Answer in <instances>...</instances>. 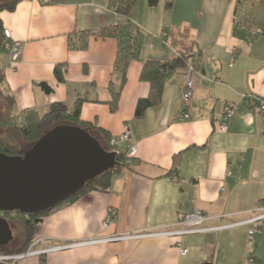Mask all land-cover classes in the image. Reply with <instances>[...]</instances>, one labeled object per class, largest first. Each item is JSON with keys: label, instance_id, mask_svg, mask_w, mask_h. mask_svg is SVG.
<instances>
[{"label": "crops", "instance_id": "1", "mask_svg": "<svg viewBox=\"0 0 264 264\" xmlns=\"http://www.w3.org/2000/svg\"><path fill=\"white\" fill-rule=\"evenodd\" d=\"M163 1L137 0L126 17L142 30L144 41L139 59L129 64L115 111L108 101L121 83L113 68L117 41L91 38L84 49L67 46L71 34L124 20L109 0H18L12 10H0V67L12 106L43 114L53 102L71 108L86 97L80 118L105 129L117 152L127 128L137 149L112 174L107 191L92 190L57 205L34 237L74 243L177 229L179 217L192 209L207 218L195 233L72 245L28 256L24 264H245L248 258L253 259L248 264H264V217L244 223L264 209V111L241 99L242 93L264 98V34L235 25L236 0H174L171 9ZM258 13L262 23L253 26L264 28V4ZM171 25L187 28L195 41L193 93L183 109L187 116L179 118L185 81L180 71L166 79L160 103L136 117L137 100L149 92L140 78L144 61L175 55L160 38ZM3 29L20 42L14 67ZM61 62L66 72L60 83L53 67ZM226 104H236L237 110L226 130L219 131L216 124ZM107 215L112 221L105 226Z\"/></svg>", "mask_w": 264, "mask_h": 264}, {"label": "trees", "instance_id": "2", "mask_svg": "<svg viewBox=\"0 0 264 264\" xmlns=\"http://www.w3.org/2000/svg\"><path fill=\"white\" fill-rule=\"evenodd\" d=\"M18 0H6L0 3V10L6 8L12 10ZM61 1V0H54ZM137 0H109V6L116 14L124 20L116 24L102 26L98 29L80 30L68 36L67 46L70 50L84 49L91 38H114L117 41V51L113 62L115 71L121 74V83L118 91H112L111 99L108 101L111 111H115L118 106V98L122 86L126 82L127 70L132 60H138L143 46L144 33L131 20L126 18ZM174 0H165V9L173 7ZM264 0H236L234 22L236 26L245 25L254 28L255 23H262V17L258 13L259 5H263ZM3 36V32L1 31ZM164 44H168L175 50V55L164 60L147 59L143 63L140 78L149 84V92L145 97L139 98L135 106V116L140 117L149 107L157 106L161 101L163 85L168 77L174 73L186 72L187 66L191 63V56L194 53L195 41L191 39L187 28L173 25L165 31L164 39L160 37ZM66 63H56L53 73L58 82H64ZM3 71L0 67V94L7 102L8 109L12 107L14 98L9 94L4 85ZM88 101L86 97L77 98L71 108L62 102L50 104L47 112L39 114L35 109L27 108L14 115L0 116V129H6L11 133L20 136L23 141L31 145L37 141L41 135L55 124L69 123L93 132L99 143L107 151H114L115 146L110 143L109 133L92 122L84 121L80 118L82 104ZM26 148H21L10 137L0 136V152L8 155H19ZM129 158L123 152L118 151L115 156L113 167L104 173L88 181L76 194L64 200L62 203L71 202L75 198L92 191H107L110 187L112 174L118 172ZM59 205V204H58ZM57 207V206H55ZM53 207V208H55ZM53 208L38 212L27 213L19 210L2 211L0 217L21 226L22 242L14 248L0 247V254L17 253L25 250L37 232L42 218Z\"/></svg>", "mask_w": 264, "mask_h": 264}, {"label": "water", "instance_id": "3", "mask_svg": "<svg viewBox=\"0 0 264 264\" xmlns=\"http://www.w3.org/2000/svg\"><path fill=\"white\" fill-rule=\"evenodd\" d=\"M116 154L86 129L69 123L53 125L22 154L0 152V212L53 208L113 167ZM11 239L9 222L0 217V247Z\"/></svg>", "mask_w": 264, "mask_h": 264}, {"label": "built area", "instance_id": "4", "mask_svg": "<svg viewBox=\"0 0 264 264\" xmlns=\"http://www.w3.org/2000/svg\"><path fill=\"white\" fill-rule=\"evenodd\" d=\"M252 33L254 35L264 34V28L254 27L252 28ZM3 37L5 39V49L7 50L10 66L14 67L19 54L20 42L17 40L11 39V34L8 29H3ZM237 52L236 48L232 49V59L234 58L235 53ZM195 68L192 64L187 66L185 72V81L182 89V105L179 113V118H185L187 115L184 113V107L191 101L193 87H194V77L193 74ZM241 99L248 105L251 102L255 103L259 110L264 111V98L254 95L253 93H242ZM237 110L236 104H226L224 106L223 114L216 124L219 131H225L228 125L229 120L231 119L233 113ZM119 142L122 145L121 151L126 155H134L136 153V145L130 140V132L127 128L121 133L119 137ZM113 144L116 142L113 141ZM259 209V208H256ZM255 209V210H256ZM264 217V209L259 211L256 215L246 220L244 223H255ZM207 218L206 214L200 209H192L184 214H182L177 223L180 228L177 229H168L167 227L148 230L144 233H134V234H115L109 236H98L92 237L90 239L82 240L74 243H61V242H50L47 237L37 236L34 237L27 248L21 252L17 253H8L0 254V264H24L26 258L31 255L41 256L49 252L58 251L64 248H67L72 245H81V244H96V243H106L113 242L123 238L131 237H143V236H181L184 234H190L200 231L201 225ZM112 221V216L107 215L103 221V224L106 226ZM249 233H253V229L249 230ZM187 249L180 247V253L186 254ZM252 258L245 260V264L252 262Z\"/></svg>", "mask_w": 264, "mask_h": 264}, {"label": "rangeland", "instance_id": "5", "mask_svg": "<svg viewBox=\"0 0 264 264\" xmlns=\"http://www.w3.org/2000/svg\"><path fill=\"white\" fill-rule=\"evenodd\" d=\"M164 2H165V0L163 1V4H164ZM171 26H173V25H171ZM171 26H169V27H171ZM169 27L166 28V31L168 30ZM18 111L19 110H17V108L13 107V106L10 107V109H8L6 100L0 94V116L8 115V114L9 115H14V114H17ZM89 133L94 138L97 137L93 132L92 133L89 132ZM0 136L10 137L22 149L26 148L25 150H27L28 147L30 146V145L26 144L20 136L14 134V133H11V132H9L6 129H0ZM20 226L21 225L18 224V223H14V222L10 223V227H11V230H12V239L8 242V244L6 245V248L11 249V248H14V247L18 246L19 244H21V242H22V236H21L22 233H21V227Z\"/></svg>", "mask_w": 264, "mask_h": 264}]
</instances>
